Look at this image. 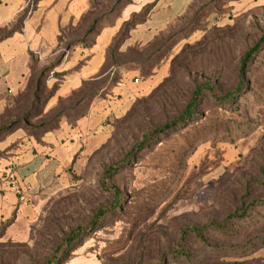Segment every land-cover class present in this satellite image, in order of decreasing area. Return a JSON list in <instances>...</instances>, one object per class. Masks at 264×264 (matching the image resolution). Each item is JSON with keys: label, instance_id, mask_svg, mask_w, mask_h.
<instances>
[{"label": "rangeland", "instance_id": "1", "mask_svg": "<svg viewBox=\"0 0 264 264\" xmlns=\"http://www.w3.org/2000/svg\"><path fill=\"white\" fill-rule=\"evenodd\" d=\"M109 7L101 4V14ZM81 29L66 31L63 46L80 40ZM263 36L264 0H195L150 44L110 53L104 79L62 98L55 96L64 77L53 68L63 52L48 62L34 59L29 84L8 116L24 121L31 111L24 127H54L61 111L69 120L80 118L95 95L92 103L107 100L116 86H126L128 94L112 92L115 113L79 142L63 177L25 199L28 205L8 222L0 239L3 264H45L65 236L89 225L116 198L120 208L75 242L63 264H264V207L245 220L230 219L264 199V49L232 106L207 95L190 128L139 150L146 133L184 113L203 82L222 96L234 91L243 55ZM82 99L87 101L78 109ZM6 135L0 137V160L11 152L2 150ZM226 221L236 234L214 235L207 245L181 236L186 227Z\"/></svg>", "mask_w": 264, "mask_h": 264}, {"label": "crops", "instance_id": "2", "mask_svg": "<svg viewBox=\"0 0 264 264\" xmlns=\"http://www.w3.org/2000/svg\"><path fill=\"white\" fill-rule=\"evenodd\" d=\"M92 1L40 0L20 28L0 41V119L14 106L17 96L26 90L34 59L48 62L63 52L61 61L54 68V74H63L64 77L55 96L62 98L79 89L83 83L105 78L106 74L101 72L108 49L133 16L150 8L145 22L129 33L120 48L121 53L153 42L183 17L195 0H130L120 13H114L99 23L90 47L76 44L69 50L65 49L60 38L66 31L80 25L91 10ZM96 1L103 3L106 0ZM29 2L0 0V33L14 27ZM112 92L115 97L119 94L125 97L128 88L116 86L111 93L107 92V100L91 103L80 118H64L58 129L46 133L40 141L28 136L23 129L4 138L2 150L11 152L0 160V230L17 211L28 205L26 200L29 197L48 191L63 177L80 146L79 142L115 113L116 98ZM13 182L21 188L22 198L12 188Z\"/></svg>", "mask_w": 264, "mask_h": 264}, {"label": "trees", "instance_id": "3", "mask_svg": "<svg viewBox=\"0 0 264 264\" xmlns=\"http://www.w3.org/2000/svg\"><path fill=\"white\" fill-rule=\"evenodd\" d=\"M39 1L40 0H30L27 9L19 16L18 21L14 25V27L11 30H7V31L0 33V41L10 37L13 33H15L20 28L23 21L27 17L28 13L30 11L36 9ZM108 3L110 5V7L108 8L109 11L101 14V8H100L101 4H108ZM128 4H130V0H106L103 3L98 2L96 0H93L91 3V10L82 19V21L80 22V25L78 26L79 29L82 28L80 30V33L82 34L81 35L82 38L79 40L80 42L76 41V42H72L70 44H67L65 49L69 50V48H71L72 46H74L76 44H82L86 48L90 47L92 45L93 38L96 34V29H97L99 23H101L103 20H106L108 18V16L114 14L116 11L117 12L121 11L123 9V7L128 5ZM32 6H33V8H32ZM149 11H150V8L145 9L140 15L133 16L128 23L124 24L121 32L114 39L112 45L108 49L106 62L108 60L110 53L120 51V48H121L122 44L125 42V40L128 38L129 33L137 25L145 22ZM60 40H62V42H63V38L62 39L60 38ZM263 49H264V36L243 55L242 62H241L240 75H239V83H238V86L236 87V89L234 91L222 96V95L218 94L217 90L215 89V86L211 82H209V81L203 82L202 84H200L199 86H197L195 88V91L193 92V95H192L190 101L187 103V106H186L184 113H182L180 116L173 119L169 123L165 124L164 126L157 128V129H153L150 132L146 133L143 136L141 143L139 144V150L147 149L154 141L168 135L169 133H171L177 129L186 130L187 128H190L189 127L191 125L190 123L193 122L194 120L198 119V112H197L198 107L201 104L204 97L207 95H209L210 98L216 103L232 106L234 101H236L237 98L239 97V95H241L245 92V90H246L245 78L247 76L248 70L253 63L255 56L258 53H260ZM62 57H63V55L61 56L60 61H61ZM103 69H104V67H103ZM103 69H102L101 74H104ZM32 71H33V64H32ZM46 73H47V70H45L43 72V74L40 75L39 80L37 82V90L35 93H33L30 96V98L32 100L31 102L36 100V98H37L36 93H38L37 91L40 89ZM106 80L107 79H105V82H106ZM107 82H109V81H107ZM54 96H52L51 99L54 98ZM97 97H98V95H95L89 102L92 103L91 101H93V99H96ZM85 101H87V99L80 100L77 108L79 109L80 106L82 105V104L80 105V103L81 102L84 103ZM15 103L17 104L16 100H15ZM31 104H32L31 106H34V103H31ZM13 109H15V105L11 109L7 110L6 114L0 119V121L5 119V118H8L9 114L13 112ZM32 115H33V113L31 111H28L27 115H25L26 119L24 121L16 120V119H14V117H12V118L9 117L7 122L5 123V125L0 129V137L4 136L5 134L10 135V134L16 132L17 130L23 128V130L25 131V133L28 136L34 137L37 141H40L41 138L46 133L52 132V131L58 129L61 121L64 118H67L66 116H64L65 114L62 113V111H61L59 113V116H58L59 117L58 121L54 127H49V125H50L49 123H46L45 125L41 124L39 127H30V126L24 127V125H22V124H25L27 119ZM8 135H6V136H8ZM118 168H119V165L111 167L105 173V177L108 178ZM116 195H117V193H116ZM18 196H20V198H22L21 195H18ZM120 206H121V199L116 198V200L112 206L100 208L97 211V213L95 214L94 218L89 223V225H87L86 227L85 226L77 227L75 230L71 231L69 233V235L65 236L62 239V241L60 242V244L58 245V247L54 253L53 259L49 260L45 264H63L66 260V257L68 256V252L70 251L73 244L75 242H77L81 237L86 235L90 228H94V227L98 226V224H100L103 219H105L109 214H111L112 211L118 210L120 208ZM260 207H262V208L264 207V199L254 201L251 204L250 209H247V208L242 209V211H240V213L233 215L230 219L236 220V221L245 220L246 218L250 217L249 214H250L251 210L253 211V210L258 209ZM232 224L233 223H229V222L227 223V221H226V222H223L220 224H218V223H206L202 226L186 227L182 230L181 236H182V238L185 236H191V235L195 236L197 241H199L203 245H207V244H209L210 237H212L214 235L223 236V237L235 235L236 234V232L234 231L235 228L233 227ZM6 226H7V224L4 225L2 227V229L0 230V239L3 238V236H4V230H5ZM179 253H180L179 254L180 256H184L183 255L184 252L179 251ZM3 263L4 262L2 260H0V264H3Z\"/></svg>", "mask_w": 264, "mask_h": 264}, {"label": "built area", "instance_id": "4", "mask_svg": "<svg viewBox=\"0 0 264 264\" xmlns=\"http://www.w3.org/2000/svg\"><path fill=\"white\" fill-rule=\"evenodd\" d=\"M29 5V4H28ZM33 8V6H32ZM12 188L14 189V191L18 194V195H22V191H21V188L19 187L18 184H16L15 182L12 183Z\"/></svg>", "mask_w": 264, "mask_h": 264}]
</instances>
